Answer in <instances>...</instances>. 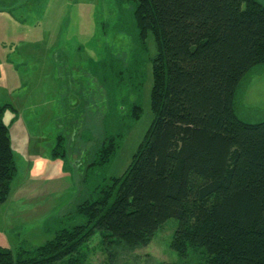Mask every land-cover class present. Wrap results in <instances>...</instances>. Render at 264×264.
I'll return each mask as SVG.
<instances>
[{"label": "trees", "instance_id": "trees-1", "mask_svg": "<svg viewBox=\"0 0 264 264\" xmlns=\"http://www.w3.org/2000/svg\"><path fill=\"white\" fill-rule=\"evenodd\" d=\"M138 2L139 27L155 30L161 47L145 137L121 175L78 203L84 222L32 248L0 246V264H76L73 255L96 231L124 249L144 247L170 218L177 221L172 246L182 256L191 249L200 264H264V119L242 120L232 104L243 75L264 61V5ZM3 111L0 203L17 170ZM112 151L113 141L103 144L100 160Z\"/></svg>", "mask_w": 264, "mask_h": 264}, {"label": "rangeland", "instance_id": "rangeland-1", "mask_svg": "<svg viewBox=\"0 0 264 264\" xmlns=\"http://www.w3.org/2000/svg\"><path fill=\"white\" fill-rule=\"evenodd\" d=\"M138 1L27 0L23 7L0 0V106L17 167L0 203V246L32 248L84 222L78 203L98 197L131 162L153 119L152 67L161 48L155 30L139 27ZM232 104L242 120L264 119L263 60L243 75ZM110 141L113 151L101 161ZM57 146L62 154L54 156ZM38 159L44 168L36 176ZM176 225L166 220L146 246L130 250L96 231L73 257L76 264H200L198 252L185 257L172 246Z\"/></svg>", "mask_w": 264, "mask_h": 264}, {"label": "clouds", "instance_id": "clouds-1", "mask_svg": "<svg viewBox=\"0 0 264 264\" xmlns=\"http://www.w3.org/2000/svg\"><path fill=\"white\" fill-rule=\"evenodd\" d=\"M44 168V161L42 159H38L34 162V175L39 176Z\"/></svg>", "mask_w": 264, "mask_h": 264}, {"label": "crops", "instance_id": "crops-1", "mask_svg": "<svg viewBox=\"0 0 264 264\" xmlns=\"http://www.w3.org/2000/svg\"><path fill=\"white\" fill-rule=\"evenodd\" d=\"M34 0H31V3H30V5H32V2H33ZM35 3V2H34ZM28 5H27V0H23V7H27ZM32 8H33V6H31ZM33 10V9H32ZM32 10H28V11H25V10H23V17H26V18H28V16L29 15H34V13H32L33 11ZM25 20V19H24ZM23 20V21H24Z\"/></svg>", "mask_w": 264, "mask_h": 264}]
</instances>
